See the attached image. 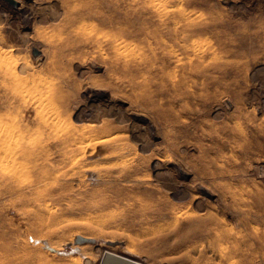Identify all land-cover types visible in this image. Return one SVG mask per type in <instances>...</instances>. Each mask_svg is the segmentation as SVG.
<instances>
[{
	"label": "rangeland",
	"instance_id": "obj_1",
	"mask_svg": "<svg viewBox=\"0 0 264 264\" xmlns=\"http://www.w3.org/2000/svg\"><path fill=\"white\" fill-rule=\"evenodd\" d=\"M0 69V264H264V0H0Z\"/></svg>",
	"mask_w": 264,
	"mask_h": 264
},
{
	"label": "bare ground",
	"instance_id": "obj_2",
	"mask_svg": "<svg viewBox=\"0 0 264 264\" xmlns=\"http://www.w3.org/2000/svg\"><path fill=\"white\" fill-rule=\"evenodd\" d=\"M1 74H3V71L0 69V76H2ZM4 129H8V128H4ZM4 129L2 128V120L0 117V186L5 185L7 187L12 188L14 187L15 183H18L17 181H19V178H20L19 171L15 167V163H17V160L18 159L31 160L32 158H34L35 154L32 151H27V152L23 151L21 153H16L17 151L15 152H11L10 150L8 151V149L4 147L3 142H2V138L4 137L3 136ZM76 138L71 137V139H74V140ZM98 146H100L99 142H95L94 144H91V142L90 143L88 142L87 146H82V149H84V147L85 148L92 147L91 149H97ZM84 152H87V151H84ZM10 164H13V165H10ZM198 239L207 240L211 244L213 249L220 250L222 254L228 258L243 256L242 245L244 244V239L241 236H239L238 233L232 234L221 220H216L215 222H213V224L209 225L205 222L204 219H201L200 217H196L195 219L192 218L190 220V223L186 231H184L181 236L176 238L175 240L176 248L182 247L184 245L193 247V243H197L196 241ZM230 262H231L230 264H237V261H234V260H231Z\"/></svg>",
	"mask_w": 264,
	"mask_h": 264
},
{
	"label": "water",
	"instance_id": "obj_3",
	"mask_svg": "<svg viewBox=\"0 0 264 264\" xmlns=\"http://www.w3.org/2000/svg\"><path fill=\"white\" fill-rule=\"evenodd\" d=\"M101 264H141V263L107 253L103 258Z\"/></svg>",
	"mask_w": 264,
	"mask_h": 264
}]
</instances>
